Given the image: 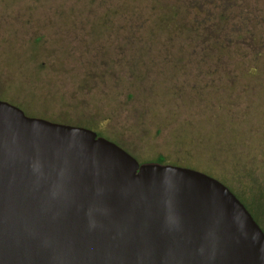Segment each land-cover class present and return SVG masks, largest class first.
<instances>
[{
    "label": "rangeland",
    "instance_id": "obj_1",
    "mask_svg": "<svg viewBox=\"0 0 264 264\" xmlns=\"http://www.w3.org/2000/svg\"><path fill=\"white\" fill-rule=\"evenodd\" d=\"M0 101L250 202L227 152L264 163V0H0Z\"/></svg>",
    "mask_w": 264,
    "mask_h": 264
},
{
    "label": "water",
    "instance_id": "obj_2",
    "mask_svg": "<svg viewBox=\"0 0 264 264\" xmlns=\"http://www.w3.org/2000/svg\"><path fill=\"white\" fill-rule=\"evenodd\" d=\"M0 264H264L222 182L0 101Z\"/></svg>",
    "mask_w": 264,
    "mask_h": 264
},
{
    "label": "trees",
    "instance_id": "obj_3",
    "mask_svg": "<svg viewBox=\"0 0 264 264\" xmlns=\"http://www.w3.org/2000/svg\"><path fill=\"white\" fill-rule=\"evenodd\" d=\"M230 122H233V120ZM233 125V123H231ZM264 141V139H263ZM230 153L233 157L237 158V169L240 170V174L242 176L241 180H245L248 183L246 184L247 189L250 190V202L243 198L238 193L234 192L232 189H230L236 197L245 205V207L248 209V211L253 216L254 220L259 224V226L264 231V174L261 173L260 168H263V164H257L256 157L254 154H250L249 152L246 153L243 158L239 154L238 157H236V153H232V150L228 151L227 154ZM245 162V167L241 168V163ZM157 163L164 164V159L159 158ZM260 166V167H259ZM244 176V177H243Z\"/></svg>",
    "mask_w": 264,
    "mask_h": 264
},
{
    "label": "flooded vegetation",
    "instance_id": "obj_4",
    "mask_svg": "<svg viewBox=\"0 0 264 264\" xmlns=\"http://www.w3.org/2000/svg\"><path fill=\"white\" fill-rule=\"evenodd\" d=\"M5 102H7V103H9V104H11V105H13L11 102H9V101H5ZM13 106H15V105H13ZM17 107V106H16ZM25 113V112H24ZM25 115L27 116V114L25 113ZM28 117H30V116H28ZM31 118H33V117H31ZM38 119H42V118H38ZM43 120H45V119H43ZM46 121H48V120H46ZM50 122V121H49ZM52 123H55V122H52ZM105 123V122H104ZM56 124H61V123H56ZM62 125H66V124H62ZM69 126H74V127H79V128H84V129H88V130H90V131H93L94 133H96L97 134V136L98 137H101V138H104V137H102L101 135H104V136H107L106 134H104V133H102V132H100V131H98L96 128H94V127H92V126H90V125H69ZM91 127V128H90ZM108 137V136H107ZM104 139H106V140H108V141H111V142H113V143H115L116 145H118L119 147H121L123 150H125L121 145H119L114 139H111V138H104ZM113 140V141H112ZM126 151V150H125ZM127 152V151H126ZM127 153H129V152H127ZM130 154V153H129ZM131 155V154H130Z\"/></svg>",
    "mask_w": 264,
    "mask_h": 264
}]
</instances>
